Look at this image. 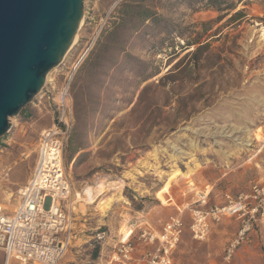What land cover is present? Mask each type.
Returning a JSON list of instances; mask_svg holds the SVG:
<instances>
[{
    "label": "rangeland",
    "instance_id": "1",
    "mask_svg": "<svg viewBox=\"0 0 264 264\" xmlns=\"http://www.w3.org/2000/svg\"><path fill=\"white\" fill-rule=\"evenodd\" d=\"M122 1H83L63 60L9 118L0 137L1 208L9 212L18 201L39 135L55 123L54 100L72 74L64 165L72 184L74 237L59 264H104L127 222L158 230L178 214L184 230L174 264H264L260 230L224 260L241 224L236 217L213 222L204 241L189 230L191 209L264 185V0H227L234 8L223 11L144 0L141 7L163 18L124 34L125 40L119 30L113 41ZM198 46L203 48L193 55ZM202 192H208L205 204L198 201Z\"/></svg>",
    "mask_w": 264,
    "mask_h": 264
},
{
    "label": "built area",
    "instance_id": "2",
    "mask_svg": "<svg viewBox=\"0 0 264 264\" xmlns=\"http://www.w3.org/2000/svg\"><path fill=\"white\" fill-rule=\"evenodd\" d=\"M72 74L66 77L54 100L58 116L43 129L36 144V158L28 179L17 191L18 201L7 212L0 206V250L3 264H59L74 237L72 184L64 165V147L72 126ZM208 192L198 195L205 204ZM236 217L240 227L224 249V260L251 241L260 230L264 234V185H253L249 193L236 197L225 194L220 205L190 211L191 237L204 241L210 225L221 218ZM184 230L180 214L165 221L161 228L141 227L127 222L118 234L104 264H173V253ZM135 241L153 246L140 260L134 257Z\"/></svg>",
    "mask_w": 264,
    "mask_h": 264
},
{
    "label": "water",
    "instance_id": "3",
    "mask_svg": "<svg viewBox=\"0 0 264 264\" xmlns=\"http://www.w3.org/2000/svg\"><path fill=\"white\" fill-rule=\"evenodd\" d=\"M84 0H0V137L71 47Z\"/></svg>",
    "mask_w": 264,
    "mask_h": 264
},
{
    "label": "trees",
    "instance_id": "4",
    "mask_svg": "<svg viewBox=\"0 0 264 264\" xmlns=\"http://www.w3.org/2000/svg\"><path fill=\"white\" fill-rule=\"evenodd\" d=\"M144 0H123L118 4V13H119V24L117 28L111 32L110 36H113L112 40L114 41L116 37H119L118 31L121 30L123 32L124 40L125 35H131L132 33L140 32V30L147 26L146 22H158L160 21L163 16L161 14H158L156 11L151 10L149 7H141L142 2ZM185 3L190 4H199L204 5L208 7H212L218 11L223 10H230L234 7L227 3V0H179ZM239 12H236L235 15H238ZM109 37V36H108ZM108 43L103 42L102 45H104L105 50L104 52L108 51ZM97 46H100V42H97ZM101 45V47H102ZM203 47L198 46L196 49L193 50V55H196ZM101 50V51H100ZM99 51L104 53L102 49ZM97 51V52H99ZM96 53L95 61L99 62L103 57L101 56V53ZM79 150V148H73V150H69V153L66 156V160L69 161L73 155ZM68 151L64 147V152Z\"/></svg>",
    "mask_w": 264,
    "mask_h": 264
},
{
    "label": "crops",
    "instance_id": "5",
    "mask_svg": "<svg viewBox=\"0 0 264 264\" xmlns=\"http://www.w3.org/2000/svg\"><path fill=\"white\" fill-rule=\"evenodd\" d=\"M261 240L263 244L264 238L262 237ZM152 249H153V246H150V245L146 246L140 242L135 241V251H134L135 259L140 260L145 253L150 252Z\"/></svg>",
    "mask_w": 264,
    "mask_h": 264
},
{
    "label": "bare ground",
    "instance_id": "6",
    "mask_svg": "<svg viewBox=\"0 0 264 264\" xmlns=\"http://www.w3.org/2000/svg\"><path fill=\"white\" fill-rule=\"evenodd\" d=\"M80 23H81V22H80ZM261 35H262V37H263V39H264V31H263V30H262ZM75 38H76V36H75ZM75 38H74V40H75ZM74 40H73V42H74ZM87 191H89V190H87Z\"/></svg>",
    "mask_w": 264,
    "mask_h": 264
}]
</instances>
